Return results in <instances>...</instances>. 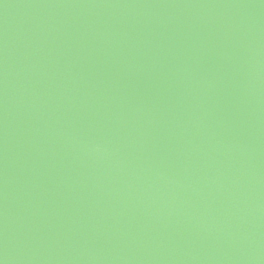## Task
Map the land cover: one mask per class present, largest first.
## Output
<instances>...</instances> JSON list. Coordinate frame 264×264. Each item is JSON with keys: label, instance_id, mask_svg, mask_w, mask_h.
<instances>
[{"label": "water", "instance_id": "95a60500", "mask_svg": "<svg viewBox=\"0 0 264 264\" xmlns=\"http://www.w3.org/2000/svg\"><path fill=\"white\" fill-rule=\"evenodd\" d=\"M0 264H264V0H0Z\"/></svg>", "mask_w": 264, "mask_h": 264}]
</instances>
